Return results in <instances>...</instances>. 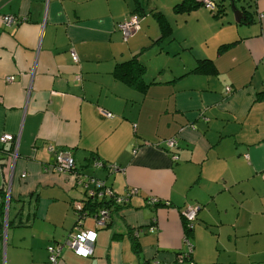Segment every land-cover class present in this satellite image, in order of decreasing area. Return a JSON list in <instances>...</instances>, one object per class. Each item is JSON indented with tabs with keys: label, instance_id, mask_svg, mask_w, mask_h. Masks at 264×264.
Listing matches in <instances>:
<instances>
[{
	"label": "crops",
	"instance_id": "obj_1",
	"mask_svg": "<svg viewBox=\"0 0 264 264\" xmlns=\"http://www.w3.org/2000/svg\"><path fill=\"white\" fill-rule=\"evenodd\" d=\"M181 1L0 0V136L14 138L0 142V264H46V248L77 228L95 232L92 252L63 245L59 264H264V0L250 2L249 24L229 0L215 14L200 1L175 12ZM131 14L139 29L124 42ZM134 57L144 89L116 75ZM50 145L71 152L74 171L46 170ZM86 176L137 190L121 206L103 197L105 226L75 211Z\"/></svg>",
	"mask_w": 264,
	"mask_h": 264
},
{
	"label": "built area",
	"instance_id": "obj_2",
	"mask_svg": "<svg viewBox=\"0 0 264 264\" xmlns=\"http://www.w3.org/2000/svg\"><path fill=\"white\" fill-rule=\"evenodd\" d=\"M200 1L206 8L210 11L215 10L216 6L214 0H196ZM20 20L13 15H3L1 17V22L4 26H11L13 24H17ZM118 28L122 33V40L125 42L130 37L134 31L139 29V16L137 14H131L127 19L123 20L118 24ZM72 61H77V56L74 52L70 54ZM12 78H7V81H10ZM101 114L106 117H110L111 113L101 110ZM14 141V138L11 134H3L0 136V142H8ZM165 145L167 148H172L176 145L174 138H169L165 141ZM17 147V142L15 144V148ZM49 151L54 154V161L51 167L46 168V170L50 169L55 173L63 174L71 172L75 168L74 158L69 150L66 149H55L54 146H48ZM173 158H176V155H172ZM109 171L118 170V166L115 164H109ZM95 167H101L102 164L99 161L94 162ZM21 178H26V172H22L20 174ZM78 185L84 189L86 198L83 203H75V211L78 215H83L84 211L82 208L86 206L89 202H93L96 200H101L104 196L109 197L113 200L114 203H124L127 201L128 197L137 192L136 188L129 189L126 194L118 195L115 194L108 186L104 184L101 179H98L93 176H86L78 180ZM154 200V199H152ZM79 211V212H78ZM93 212L95 216V225L96 227L105 226L109 219V210L105 207H101ZM197 207L193 205L186 206L182 212L181 216L183 220L186 222V227L191 228L193 222L196 218ZM85 213L87 211L85 210ZM77 228V227H76ZM94 234V235H93ZM95 238V232L91 230H79L78 228L72 234H70L63 244H51L49 245L47 250V259L46 264H59L60 260V252L62 246H68L72 249L77 255L87 257L92 252V245ZM169 264V263H163ZM192 264V263H188Z\"/></svg>",
	"mask_w": 264,
	"mask_h": 264
},
{
	"label": "trees",
	"instance_id": "obj_3",
	"mask_svg": "<svg viewBox=\"0 0 264 264\" xmlns=\"http://www.w3.org/2000/svg\"><path fill=\"white\" fill-rule=\"evenodd\" d=\"M229 1L231 3H233L234 5H236L242 11V15L244 17V18H242L243 20L241 19L243 21L242 23L249 24V23L253 22V18H251V16H249V11L251 10V8H253L252 4L250 3L252 0H229ZM241 1H242V4H240ZM214 3H215L216 8H219L222 4V0H218V2H217V0H214ZM197 5H198V1H196V0H182L181 2L175 4L173 9L175 12H187L190 9L195 8ZM215 12H216V10L213 11L214 14H215ZM153 15L158 22L160 30L163 32L164 29L167 27L166 18L164 17V15L160 11H157V10H155L153 12ZM143 74H144V66H143V64H141V62H138V60L135 57L132 59H129L125 62L119 63L117 65L116 75L118 76L119 79L126 82L130 86H135L137 88H143V89L146 88L147 83H145L143 80ZM100 163L102 164V167H104L105 169L108 170V167H109L108 163H102V162H100ZM109 164H113V163H109ZM74 170L75 169H73L72 171H74ZM102 199L103 198H101V200L89 202L86 206H84L82 208V211L85 212V210H86L87 213H93V212H96L95 210L98 208L108 207L109 203L105 202ZM152 199H154V200H152ZM149 201L151 204H155V205L156 204L164 205V203H166V202H164V200H160V199L155 198V197L150 198ZM4 202H5V195H4ZM4 202L2 200V196H1V192H0V204H2ZM111 202L113 204H115L113 201H111ZM123 204H125V203H116V206H121ZM107 209H109V208H107ZM195 220H196V218H195ZM182 223H183V228H184L186 235L189 236L193 225L191 228L186 227V222L183 220V218H182Z\"/></svg>",
	"mask_w": 264,
	"mask_h": 264
},
{
	"label": "rangeland",
	"instance_id": "obj_4",
	"mask_svg": "<svg viewBox=\"0 0 264 264\" xmlns=\"http://www.w3.org/2000/svg\"><path fill=\"white\" fill-rule=\"evenodd\" d=\"M217 2H218V0H217ZM240 4H242V1L240 2ZM208 10V9H207ZM228 11H229V13L230 14H228L229 16H233L234 17V15H233V9H232V7H228ZM232 13V14H231ZM173 28H174V25L172 26ZM180 28V27H179ZM202 29H203V26H199L198 28H197V32L195 33V34H198L199 36L201 35V34H203V33H205V32H207L205 29L202 31ZM178 33H179V35L180 36H183V35H188V34H192L193 32L189 29V28H187V27H181L179 30H178ZM209 34H211V32L209 33ZM180 46H181V44H180Z\"/></svg>",
	"mask_w": 264,
	"mask_h": 264
},
{
	"label": "water",
	"instance_id": "obj_5",
	"mask_svg": "<svg viewBox=\"0 0 264 264\" xmlns=\"http://www.w3.org/2000/svg\"><path fill=\"white\" fill-rule=\"evenodd\" d=\"M231 7H232V9H233L234 20L237 21V22H240L241 19L244 18L243 15H242V11H241L236 5H234L233 3H231ZM16 148H17V147H16ZM16 148H15V151H14V152H16ZM14 155H15V154H14ZM23 172H25V171H23ZM21 173H22V172H21ZM21 173H20V174H21ZM12 174H13V170H12ZM20 174H19V176H21ZM11 177H12V176H11ZM11 177H10V178H11ZM8 201H9V200L6 201L7 205H8ZM7 207H8V206H7Z\"/></svg>",
	"mask_w": 264,
	"mask_h": 264
},
{
	"label": "bare ground",
	"instance_id": "obj_6",
	"mask_svg": "<svg viewBox=\"0 0 264 264\" xmlns=\"http://www.w3.org/2000/svg\"><path fill=\"white\" fill-rule=\"evenodd\" d=\"M105 197V196H104ZM194 224V223H193Z\"/></svg>",
	"mask_w": 264,
	"mask_h": 264
},
{
	"label": "clouds",
	"instance_id": "obj_7",
	"mask_svg": "<svg viewBox=\"0 0 264 264\" xmlns=\"http://www.w3.org/2000/svg\"><path fill=\"white\" fill-rule=\"evenodd\" d=\"M94 235V234H93Z\"/></svg>",
	"mask_w": 264,
	"mask_h": 264
}]
</instances>
